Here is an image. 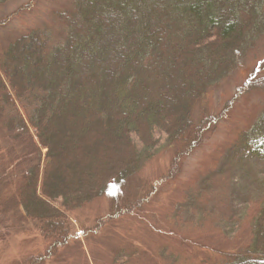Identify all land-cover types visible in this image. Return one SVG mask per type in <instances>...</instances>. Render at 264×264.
<instances>
[{
	"label": "trees",
	"instance_id": "1",
	"mask_svg": "<svg viewBox=\"0 0 264 264\" xmlns=\"http://www.w3.org/2000/svg\"><path fill=\"white\" fill-rule=\"evenodd\" d=\"M34 1L0 25L28 13ZM53 21L61 24L57 38L47 24L0 47V133L9 160L3 210L36 225L49 242L16 264L57 257L69 238L68 215L130 180L158 135L175 147L173 167L203 143L224 113H200L195 121L193 110L264 39V0H71ZM251 91L263 92L264 78L248 79L236 97ZM238 141L264 160V110ZM66 152L79 156L84 176L77 183L63 175ZM33 201L39 215L29 208ZM142 201L126 198L109 220ZM55 216L63 223L50 233L45 224ZM251 221L249 243L212 251L210 264H264V196Z\"/></svg>",
	"mask_w": 264,
	"mask_h": 264
},
{
	"label": "rangeland",
	"instance_id": "2",
	"mask_svg": "<svg viewBox=\"0 0 264 264\" xmlns=\"http://www.w3.org/2000/svg\"><path fill=\"white\" fill-rule=\"evenodd\" d=\"M29 2L10 0L0 6V18ZM70 8L71 0H35L28 13L0 25V47L47 24L57 38L61 24L53 21V13ZM250 78H264V39L241 56L229 76L195 106V121L200 113H224L203 143L173 167L175 147L165 135H158L151 157L130 180L68 215L67 244L46 264H210L216 257L212 251L246 246L251 239V217L264 196V160L249 156L238 141L264 110V91L236 97ZM5 150L0 133V264H16L43 253L49 242L36 225L21 222L12 210H3L2 171L9 162ZM66 153L71 162L63 175L77 183L80 174L84 176L76 162L79 156L71 159ZM173 171L174 177L166 178ZM126 198L144 201L136 210L109 220V211ZM29 208L37 215L42 211L34 201ZM49 220L45 228L50 233L63 223L60 216Z\"/></svg>",
	"mask_w": 264,
	"mask_h": 264
}]
</instances>
